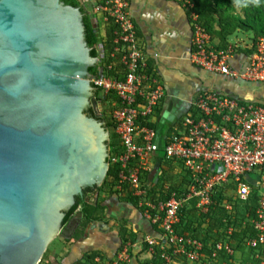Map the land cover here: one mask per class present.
Segmentation results:
<instances>
[{
  "label": "built area",
  "instance_id": "built-area-1",
  "mask_svg": "<svg viewBox=\"0 0 264 264\" xmlns=\"http://www.w3.org/2000/svg\"><path fill=\"white\" fill-rule=\"evenodd\" d=\"M81 1L90 6L98 27L100 18L102 39L103 26L114 27L112 50L100 74L94 76L93 85L97 86L104 104L102 113L107 115L119 144L118 153L111 155L109 150L108 158L109 165L118 167L114 191L134 198L142 217L159 230L158 240H145L147 253L153 257L157 247L161 264H183L178 261L183 257L188 264H234L235 252L229 243H215L207 255L200 242L178 235L175 227L182 209L191 201L199 213L206 214L218 187L231 186V193L227 192L239 202L249 199L247 176L255 170L264 175V104L211 89L201 91L191 103V111L172 128L171 134L159 141L155 122L165 91L138 45L127 0ZM189 18V61L194 67L236 81L264 83V37L249 44L228 42L217 50L198 16L192 12ZM241 50L247 60L242 71L230 65ZM169 161L181 164L187 184L182 192H172L163 200L160 194L150 193L153 187L147 186V179L155 168ZM168 191V187H163L162 193ZM223 206L226 211L232 210L226 201ZM248 222L254 235L243 240L244 248L254 251L252 258L257 264H264V195ZM231 232L232 228H228L226 233ZM130 247L124 244L111 259L98 255L92 264H130ZM220 256L227 258L228 263L220 262Z\"/></svg>",
  "mask_w": 264,
  "mask_h": 264
},
{
  "label": "water",
  "instance_id": "water-1",
  "mask_svg": "<svg viewBox=\"0 0 264 264\" xmlns=\"http://www.w3.org/2000/svg\"><path fill=\"white\" fill-rule=\"evenodd\" d=\"M90 50L78 7L0 0V264H39L75 199L106 178Z\"/></svg>",
  "mask_w": 264,
  "mask_h": 264
},
{
  "label": "crops",
  "instance_id": "crops-1",
  "mask_svg": "<svg viewBox=\"0 0 264 264\" xmlns=\"http://www.w3.org/2000/svg\"><path fill=\"white\" fill-rule=\"evenodd\" d=\"M127 2L138 45L149 58V68L159 79L165 91L155 123L159 141L171 134L172 128L177 126L181 118L191 111L190 105L201 91L211 89L243 100L258 101L264 104V83H246L209 72L210 75L205 74L207 71L194 67L190 63L192 28L179 1L127 0ZM103 28L106 33L107 26ZM217 43L216 40L215 45ZM246 63L245 52L242 50L230 60V65L240 71L244 69ZM196 74L203 75L202 82L195 80ZM236 82L241 83L240 87L232 89L230 84ZM157 122H163V125L157 126ZM165 125L167 126L164 134L162 129ZM246 181L251 192L256 191L257 184L264 185V175L260 172L256 175L253 172L247 176ZM258 195L260 197L264 193L258 192ZM104 196L101 205L104 207L105 218L110 221L107 224L101 223L106 228L101 227L100 230L98 228L100 222H97L95 226L85 228L80 239H66L71 245L62 259L52 260V263L49 261L48 264H78L86 255L92 253L111 259L123 242L118 235L121 225L125 226L129 234L134 235L133 241L128 240L131 246L130 264H152L144 242L146 239L158 240L159 230L151 226L136 207L123 202L120 196Z\"/></svg>",
  "mask_w": 264,
  "mask_h": 264
},
{
  "label": "trees",
  "instance_id": "trees-1",
  "mask_svg": "<svg viewBox=\"0 0 264 264\" xmlns=\"http://www.w3.org/2000/svg\"><path fill=\"white\" fill-rule=\"evenodd\" d=\"M65 5L72 7H78L83 14V25L85 29V41L87 47L90 50L91 57H98L99 65L93 69H89L91 76H97L100 74L102 65L105 63V58L112 50L113 25H107V31L105 38H100L98 35L96 18L92 14L90 6L83 3L81 0H60ZM100 2V0H96ZM186 2L188 4H186ZM202 2H205V6H202ZM180 7L185 12L187 18L193 12L198 16V21L205 31L209 34L211 42L217 39L218 43L214 46L215 49L224 48L228 43V38L237 29H246L254 33L253 41L256 38L264 37V0H180ZM89 6V7H88ZM192 6V7H189ZM242 10L244 18L239 16L229 17L226 14L231 12L234 7ZM190 20V18H189ZM217 24V29L215 25ZM100 98L99 91H95V97ZM110 121L106 120V130L110 133L109 150L111 155L118 153L119 144L116 136L110 129ZM167 167L169 162H164ZM180 164V163H178ZM181 166V164H180ZM118 167L109 165V170L105 180L98 190L106 191L104 197L118 195L122 198L123 202L130 203L134 207L136 201L130 197L127 193H119L114 191L117 184ZM162 176V175H161ZM162 180L157 181V184L150 189L152 195L160 194L163 200H167L172 192L179 194L187 184V176H181V180L176 184L171 182V177H165ZM168 182V192L162 193L165 183ZM161 183V186L159 184ZM231 193L232 187H218L214 194L211 196L212 204L206 214L199 213L194 205L195 202L191 201L185 208L182 209L179 215V223L175 227V233L183 237H191L194 240L200 242L203 246L202 252L209 255L211 248L217 242H227L231 245L235 253H241V257L237 259L238 264H257L252 258L254 251L246 250L243 245V240L246 237L253 236L249 220L254 216V210L259 200L258 192L253 190L249 199L246 202H239ZM125 195V196H122ZM122 196V197H121ZM104 199H100L96 196L93 203H87L82 198H76L74 206L65 214L63 224L67 223L73 216L78 207L81 208L82 222L80 227L84 229L92 222H103L107 224L110 220L105 218L104 207L101 205ZM223 201L228 202L232 206V210L226 211L223 206ZM228 228H232L230 235H227ZM119 238L123 241L121 246L133 241L134 235L129 234L125 226L121 225L118 229ZM83 236V231H77L73 234V238L78 240ZM120 246V247H121ZM145 250H147V244L144 242ZM246 251V253L244 252ZM154 258L157 257L158 261L152 264H161L160 250L155 248ZM248 252V253H247ZM245 254H248L246 257ZM98 256L97 253L86 255L82 262L78 264H92L93 259ZM183 264H188L187 260L183 257L180 258ZM234 259V257L232 258ZM42 261V260H41ZM220 262H227L228 259L224 256H220Z\"/></svg>",
  "mask_w": 264,
  "mask_h": 264
},
{
  "label": "rangeland",
  "instance_id": "rangeland-1",
  "mask_svg": "<svg viewBox=\"0 0 264 264\" xmlns=\"http://www.w3.org/2000/svg\"><path fill=\"white\" fill-rule=\"evenodd\" d=\"M177 1H180V0H177ZM202 6H205V2H202ZM226 15L229 16V17L239 16L241 18H244L243 11L238 9L237 6H235L234 9L231 10V12L227 13ZM97 18H99V17L97 16ZM97 23L98 22H96V24ZM99 23H100V27H101L100 18H99ZM100 27H98V24H97L98 35L101 38V35H102L101 33L102 32H101ZM216 27H217V24L215 25V28ZM253 37H254V33L252 31H249V30H246V29L245 30L244 29L243 30L242 29H237V30H235L233 32V34L227 40H228L229 44H231V45H237L238 43L249 44L250 42H252ZM216 40L217 39H215L213 41L214 45L216 43ZM199 72H201V71H199ZM205 74H209V73L205 72ZM195 77H196L195 80L201 81L203 79V75L202 74H196ZM230 85L232 86V89L233 88H237L238 89V87H240L239 85H241V83L240 82H236L235 84H230ZM250 87L252 88L253 86H250ZM248 90H250V89H248ZM251 90H253V89H251ZM234 94H237V93H234ZM237 96H239V95H237ZM163 122L162 123L157 122L158 123L157 126L163 125ZM166 126L167 125H165L163 127L164 129H162L164 134L166 133V131H165L166 130ZM170 132H172V131H170ZM257 173L258 172L255 170L254 174L257 175ZM163 175L165 177H168V176L171 177L172 178L171 182L176 184L177 182H179L181 180V176H185L186 174H185L184 168L182 166H180V164H178V163H170V164H168V167H166V165H163L162 167H159V168L157 167V168L154 169L153 173L151 174L150 180L148 181V179H147V186L151 185L152 187H154L157 184V181L159 180V178H160V180H162ZM165 177H164V179H165ZM159 186H161V183L159 184ZM168 186H169V183L166 182L164 187H168ZM256 189H257L256 190L257 192L264 193V185L263 184H261V183L257 184L256 185ZM98 194H99V198L102 199L103 196L106 194V191L99 190ZM130 206H132V205H130ZM78 222H79V218L78 217H74V220H73V222L71 224V229H73V230L72 231L65 230L64 232L62 231L61 234L48 245V247H47V249H46V251H45V253H44L43 257H42V261L39 264H48L49 261L52 263L54 260L55 261H60L62 259L63 255L65 254V252L69 249V246L71 245L69 240H66V239H74L73 235H72V232H74V231H78L79 232L80 231V230H78V225H79ZM69 226H70V224H69ZM74 229H76V230H74ZM244 252L246 253V251H244ZM241 255L242 254L239 253V252L235 253L234 259H233L234 264H238L237 259L240 258ZM149 256L151 258V261H153V263H156L158 261L157 257L154 258V256L152 257V255H149ZM245 256L247 257L248 254H245ZM178 261H181V260H178Z\"/></svg>",
  "mask_w": 264,
  "mask_h": 264
},
{
  "label": "flooded vegetation",
  "instance_id": "flooded-vegetation-1",
  "mask_svg": "<svg viewBox=\"0 0 264 264\" xmlns=\"http://www.w3.org/2000/svg\"><path fill=\"white\" fill-rule=\"evenodd\" d=\"M95 99H96V107L89 109L88 113H89V115H91L93 117H97L99 120L104 121L105 127H106L107 115L102 113V111H103L102 106L104 104L102 103V100L98 96ZM109 135H110V133H109ZM99 188L85 189V190H83V196L79 197V198H82L87 203H93L94 200L96 199V196H99V194H98L99 193V190H98ZM80 212H81V208L78 207L77 210L75 211V213L73 214V216L70 218V220L67 223L63 224V228H62L63 232L65 230H67V231H72L73 230V229H71V224H72V222L74 220V217H78L79 218L78 230H80V231H84L85 228H89L90 226H92L93 223H97V222H92L89 225H87L84 229H82L81 227H79L81 222H82V216H81ZM69 224H70V226H69ZM74 230H76V229H74ZM76 232L77 231L72 232V235L74 233H76Z\"/></svg>",
  "mask_w": 264,
  "mask_h": 264
},
{
  "label": "clouds",
  "instance_id": "clouds-1",
  "mask_svg": "<svg viewBox=\"0 0 264 264\" xmlns=\"http://www.w3.org/2000/svg\"><path fill=\"white\" fill-rule=\"evenodd\" d=\"M98 59H100V58H98ZM100 63V62H99ZM99 63H98V65H99ZM96 98V97H95ZM42 260V259H41ZM41 262V261H40Z\"/></svg>",
  "mask_w": 264,
  "mask_h": 264
}]
</instances>
